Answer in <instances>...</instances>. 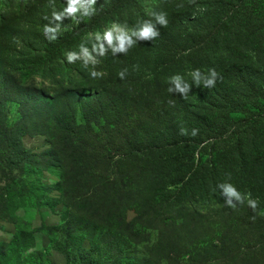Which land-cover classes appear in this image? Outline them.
<instances>
[{"label": "trees", "instance_id": "obj_1", "mask_svg": "<svg viewBox=\"0 0 264 264\" xmlns=\"http://www.w3.org/2000/svg\"><path fill=\"white\" fill-rule=\"evenodd\" d=\"M100 1L102 7L94 11L92 32L116 24L140 0ZM195 9L200 12L197 14ZM191 11H196L197 19H183L184 14ZM158 16L151 29L155 33L152 39L157 42L135 45L134 52L154 44L160 48L166 36L180 32V24L187 21L194 23L196 30L205 36L210 34L196 47L205 51L203 69L209 66L214 78L220 79L229 64L227 58L218 57L214 51L238 46L251 49L255 56L250 61H257L261 66L258 71L249 68L245 72L244 69L242 74L264 78V0H199L191 7H162ZM16 19L10 12L0 15V94L18 103L24 114L13 126L2 124L0 120V140L7 151L4 161L22 180L0 184V218L17 219L15 214L19 209L41 208L47 204V199L59 204L63 198L68 210L62 215L61 225L44 228L52 242L42 249L37 248L36 231L17 225L11 240L0 243V264H53L54 251L64 255L67 264H152L151 258L141 250L149 228L147 220L157 218L161 222L155 228L160 234L155 247L173 249L166 246L169 233L165 228V216L157 217V212L150 211L153 205L168 200L169 208L179 207V211L185 213L183 218L172 223L182 230L172 234L170 240L174 245L188 241L196 232L205 229L202 211L185 207L190 195L206 194L219 200L222 215L228 216L231 223L259 221L264 225V106L256 111L249 109L247 115L238 120L230 118L227 126L215 128L217 132L210 129L192 138L182 136L183 130L176 126V120L171 121L156 137L155 143H160L162 148L169 145L170 136L174 139L173 132L177 131L176 146L190 153L180 184L168 185L160 162L155 160L137 172L144 181L141 188H121L123 178L116 176L104 182L100 173L90 168L91 147L83 137L86 135L90 139L107 114L118 117L122 110L132 109L131 117L137 124L134 127L151 140L155 128L153 115L157 120H165L181 106L188 107V94L181 90L178 93L156 90L148 81L136 83L138 90L135 83L114 82L112 78L120 69L114 70L113 59L102 86L94 89L92 85L97 86V83L90 73L93 64L79 60L65 61L62 66L56 61L57 55L52 53L48 58L50 74L58 77L59 90L55 95H45L27 83L32 74L43 76L41 68L31 73L24 57L16 60L10 54ZM236 21L237 26H233ZM108 58L104 53L99 54L101 64H108ZM250 88L262 89V86L252 81ZM95 122L98 123L96 127ZM28 129L47 136L51 147L41 153L27 149L22 138L30 133ZM222 130L240 135L228 157L207 152L210 144L207 138ZM186 133L192 135L190 131ZM45 171L58 172L60 181L56 185L45 184L41 189ZM54 190L60 192V198L49 196ZM52 207L55 209L56 205ZM129 210L136 212L132 220L128 219ZM87 244L90 246L86 247ZM227 249L228 253H233L232 245Z\"/></svg>", "mask_w": 264, "mask_h": 264}, {"label": "rangeland", "instance_id": "obj_2", "mask_svg": "<svg viewBox=\"0 0 264 264\" xmlns=\"http://www.w3.org/2000/svg\"><path fill=\"white\" fill-rule=\"evenodd\" d=\"M198 1L140 0L133 9L120 17L119 22L92 32L91 28L95 24L94 11L102 7L100 0H0V15L10 12L17 18L14 24L15 37L10 41V54L14 55L16 60L24 57L31 73L38 67L44 73L43 76L32 74L27 81L29 87L45 95H55L59 90L56 85L58 77L50 74L51 62L48 61L54 53L57 55V63L62 66H65V61L79 60L93 64L94 68L90 69V73L97 83V86L92 85L94 89L102 86V81L109 74V62L113 59L114 70L120 69V73H116L112 78L114 82L139 85L148 81L156 90L175 93L181 90L188 94V107L181 106L178 112L169 114L165 120H157V116L153 115L155 128L150 131L151 140L146 139L143 131L139 134L138 129L134 127L137 124L131 117L132 109L122 110L118 117L107 114L101 119L99 127L90 139L86 135L83 137L82 140L91 147L90 168L99 172L104 182L119 176V179L123 178L121 188H141L144 181H141L137 172L156 160L160 162L167 184L178 185L189 164V151L178 149L176 146L177 131L173 132L174 139L170 136L169 145L162 148L160 143H155L156 137L162 134L166 126H170L171 121L176 120V126L183 130L182 136L192 138L210 129L217 132L215 128L227 126L230 118L238 120L247 115L249 109L256 111L258 107L264 106V78L260 79L254 75L245 77L242 74L244 69L245 72L249 68L261 70L257 61H250L255 56L253 51L246 47L242 49L240 46L214 51L218 57L229 60L228 70L221 73L220 79L214 78L209 66L203 69L202 58L205 51L196 47L210 34L205 36L196 30L197 26L192 22L178 23L175 28L180 24V32L166 36L165 43L160 48L154 44L149 45L150 47L142 46L139 52H134L135 45L157 42V39H152L153 35L145 37L141 33L145 27L153 28L162 7H191L196 6ZM195 10L197 14L200 12ZM196 11L185 13L183 19H197ZM237 24L238 21L234 22L233 26ZM108 33H111V41L108 39ZM121 36L125 37L123 47ZM100 53L109 56L108 64L99 62ZM74 78H77V75L74 74ZM209 81L214 83L209 84ZM252 81H255L256 86H262V89L251 90ZM185 86L189 88L184 89ZM136 88L139 89L137 85ZM0 101L2 124L13 126L23 118L24 113L18 103L9 101L4 94H0ZM97 124L95 122V127ZM28 130L30 133L22 138L27 149L41 153L51 147L47 136L35 133L34 129ZM187 131L192 135L189 136ZM239 136L223 133L222 130L221 133L207 138L210 140L207 152L228 157ZM6 153L5 144L0 140L2 186L12 184L15 179L17 182L22 180L18 172L12 170V166L4 161ZM59 181L58 172L45 171L41 189L45 184L56 185ZM49 196L60 198L61 194L54 190ZM190 196L186 199L188 201L185 202V207L202 211L205 229L196 232L188 241L174 245L171 241L172 234L182 230L175 228L172 223L175 219L183 218L185 213L180 212L179 207L169 208L168 200L153 205L150 211L157 212V217L165 216V228L169 233L166 246L169 245L173 249L155 247L160 235L155 228L160 226L161 222L157 218L147 220L146 226L149 228L141 250L151 258L152 264H264V225L261 222L231 223L228 216L222 215V204L216 198H210L206 194ZM45 202L47 204L43 207L31 211L19 209L15 214L17 219L11 216L0 218V243L9 242L17 225H23L36 231L38 249L48 247L52 240L48 230L45 231L44 228L61 225L62 215L68 207L63 198L59 204L50 199ZM54 204L55 209L52 207ZM127 215L128 219L132 220L136 212L129 210ZM230 245L233 247L232 254L227 251ZM241 252L243 254L240 255ZM52 262L67 264L64 255L57 251L52 254Z\"/></svg>", "mask_w": 264, "mask_h": 264}, {"label": "clouds", "instance_id": "obj_3", "mask_svg": "<svg viewBox=\"0 0 264 264\" xmlns=\"http://www.w3.org/2000/svg\"><path fill=\"white\" fill-rule=\"evenodd\" d=\"M141 34H142L143 36H145V37L155 35V33L152 32V30H151L150 27H145V29L143 30V32H142ZM107 35H108V39H109V41H111V39H112V37H111V33H108ZM124 39H125V37H123V36L120 37V40H121V47H123ZM213 75H215V71L213 72ZM208 83H209V84H212V83H214V81H209Z\"/></svg>", "mask_w": 264, "mask_h": 264}]
</instances>
